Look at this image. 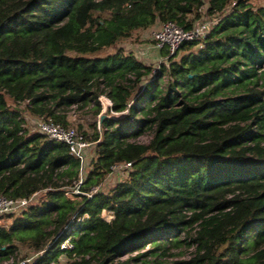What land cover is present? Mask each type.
I'll return each mask as SVG.
<instances>
[{
  "label": "trees",
  "instance_id": "16d2710c",
  "mask_svg": "<svg viewBox=\"0 0 264 264\" xmlns=\"http://www.w3.org/2000/svg\"><path fill=\"white\" fill-rule=\"evenodd\" d=\"M252 1L0 0V196L42 193L1 215L0 261L24 246L29 264H152L184 246L190 258L170 264H264V4ZM203 9L216 23L160 49L157 74L132 51L96 55L156 23L190 29ZM88 105L72 127L69 110ZM24 110L93 144L78 192L80 160L29 132ZM122 162L124 178L91 192Z\"/></svg>",
  "mask_w": 264,
  "mask_h": 264
},
{
  "label": "built area",
  "instance_id": "2783aa9c",
  "mask_svg": "<svg viewBox=\"0 0 264 264\" xmlns=\"http://www.w3.org/2000/svg\"><path fill=\"white\" fill-rule=\"evenodd\" d=\"M217 16H212L208 21H203L195 24L190 29H183L172 22H166L161 24V27L156 30L153 34L154 47L158 50L165 48L169 54H172L177 51L180 44L184 41L189 40H200L204 37V35L208 32V30L216 23ZM102 104V111L104 112L107 105H110V101L105 96L99 97ZM35 129L33 132H39L47 136L49 139H53L55 141L65 143L71 154L76 156L80 160L81 164V172L79 180L72 191L68 192V195H71V192H78V185L82 182L83 178V169L85 166V156L86 150L90 146V144L86 140H84L83 135L79 134L74 128H65L61 124L51 121L50 119L46 120L43 118L36 117L33 119ZM25 124V123H24ZM31 131V132H32ZM130 162H122L116 163L110 166V170L107 174V177H110L112 174H118L121 172H126L128 168H130ZM102 185V184H101ZM99 185L91 190V192H95L97 190H105L102 186ZM107 190V189H106ZM36 193L32 194L28 198L20 197V198H12L6 196H0V216L5 214H15L18 213L28 207L29 204L34 203V197ZM87 195H90L87 193ZM107 217H110L109 215ZM61 248L71 249L72 242L68 238L62 244ZM36 254L33 256L21 260L20 262H15L12 258H9L8 261H5L4 264H29ZM61 262L66 263L65 258H60Z\"/></svg>",
  "mask_w": 264,
  "mask_h": 264
},
{
  "label": "rangeland",
  "instance_id": "374dc122",
  "mask_svg": "<svg viewBox=\"0 0 264 264\" xmlns=\"http://www.w3.org/2000/svg\"><path fill=\"white\" fill-rule=\"evenodd\" d=\"M252 3L254 5H262L264 4V0H253ZM210 19V16L205 14L204 9L201 11V18L200 22L208 21ZM161 27L160 23H156L155 25L148 27L146 29H138L134 30L130 37L126 39L119 40L115 45L104 48L100 52H98L96 55H105L107 53H112L118 48L124 49L126 52L132 51L133 54L143 63L150 65L151 67L156 69L157 71L160 69L162 65L167 66V58L162 56L160 51L154 47V41H153V34L156 30H158ZM166 76H164L163 81L166 80ZM90 105L83 107H73L72 110H69L68 118L72 123V127L77 128L78 122H84L86 118H88V114L86 113L90 109ZM103 114V113H102ZM23 118H24V126L27 128L29 132H31L33 129H35L34 121L36 117L32 116L28 111L22 112ZM97 117L94 119L96 120ZM90 121H93V118L90 119ZM86 127V123L84 125ZM33 132V131H32ZM150 136V132H146L144 135L139 136L138 141L140 142H147ZM93 144H90V146L86 150V158H85V171L88 169V163L90 158L93 156ZM126 175V172H121L116 174H112L110 177L106 176V179L102 183L103 189H108L111 186L115 184L116 181L124 178ZM42 197V193L38 192L36 193L34 197V202H38L40 198ZM0 223L8 224L10 221V218L8 216H0ZM150 248L149 245L145 249ZM194 251V248L192 247H178V248H171L167 255L165 256H159L156 259L154 257H151L152 264H170L173 260H179V259H188L192 255ZM35 252L27 249L24 246H20L18 254L16 256L11 257L12 260L15 262H20L21 260H25L31 256H33ZM135 254V253H133ZM125 256L124 258H126ZM65 258V257H61ZM123 258V259H124ZM10 259H5L3 261H0V264H4L5 261H8ZM9 263V261L7 262Z\"/></svg>",
  "mask_w": 264,
  "mask_h": 264
},
{
  "label": "water",
  "instance_id": "95a60500",
  "mask_svg": "<svg viewBox=\"0 0 264 264\" xmlns=\"http://www.w3.org/2000/svg\"><path fill=\"white\" fill-rule=\"evenodd\" d=\"M100 117H103V115H101Z\"/></svg>",
  "mask_w": 264,
  "mask_h": 264
}]
</instances>
